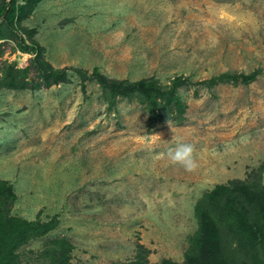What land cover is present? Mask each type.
I'll return each mask as SVG.
<instances>
[{"label":"rangeland","instance_id":"rangeland-1","mask_svg":"<svg viewBox=\"0 0 264 264\" xmlns=\"http://www.w3.org/2000/svg\"><path fill=\"white\" fill-rule=\"evenodd\" d=\"M9 1L0 0V188L15 198L0 195V211L52 224L21 246L18 264H54L44 252L59 238L56 264H264V213L245 199L226 204L206 258L194 239L198 203L216 186L258 175L264 184V0H39L14 30L1 16ZM34 43L39 55L26 50ZM36 56L66 80L47 86ZM95 68L109 83L163 91L181 80L183 117L162 103L154 118L135 94L111 105ZM222 74L256 79L211 82ZM177 143L193 146L191 170L169 159Z\"/></svg>","mask_w":264,"mask_h":264},{"label":"trees","instance_id":"trees-1","mask_svg":"<svg viewBox=\"0 0 264 264\" xmlns=\"http://www.w3.org/2000/svg\"><path fill=\"white\" fill-rule=\"evenodd\" d=\"M37 1L39 0H26V4H21L18 0H11L10 8H7L1 14V16H4V14L7 12L5 20L8 22L11 29L14 30V27L17 25L19 18L21 17V13L24 11L26 6ZM26 50L28 52L36 51L38 55L40 52L38 44L35 43L32 47L27 46ZM40 57L36 56V59H38L37 62H39L38 65L41 69L40 73L44 76V81L47 86L66 80L67 75L65 70H46L44 67H42L44 62L40 60ZM93 76L96 77L104 89L110 91L107 97L111 105L114 104L116 99L120 96L124 97L135 94L146 99L148 108L154 118L161 117V113L163 112L162 103H165V105L167 104L168 106L174 105L177 115L179 116L178 119L183 117L182 115L185 111V105L181 101L179 95H177V88L183 83L181 80L174 82L169 90L163 91L160 87L154 83L148 82L147 80H140L137 82L123 81L109 83L104 75L99 72L98 68H95ZM239 79L244 83H250L256 79V74H222L213 77L211 82L218 83V81H234ZM257 178L258 179L254 181H236L237 187L234 188H231L227 185H218L198 203L197 216L200 220V227L194 239L196 240L195 244L200 245V249L204 248V258L212 253V245L218 244L220 239L219 226L222 227L230 219L229 208L227 209L226 204H234L236 198H242L257 206L259 210L264 213V184L262 175H258ZM2 185L3 187L0 188V195H6L3 196L4 200L11 198L14 199L15 194L13 192L12 186H6V183H3ZM226 198H228V200H226L227 203L224 201ZM223 203L226 205V210L224 209L225 205ZM205 206H211L215 209L220 208L221 211L218 212L219 214H214L212 216L204 210ZM231 206L234 207V205ZM246 213L242 212L237 214L236 220L245 217V215L248 219ZM50 229H52L51 223L30 222L19 218L9 217L8 213L2 214L0 211V264H18V251L21 246L26 243L28 239L46 235ZM60 239L61 238L53 240L55 242L52 241V244L50 245L54 244V247L51 246L50 248L46 249V252H44L47 257L51 258V261L54 264L57 263V260L64 259L61 256H64L66 253V251L62 249V247L65 246L62 243V240L64 239ZM54 254H57V260L52 258ZM191 261L192 262L189 264L198 263H194L193 257H191Z\"/></svg>","mask_w":264,"mask_h":264},{"label":"clouds","instance_id":"clouds-1","mask_svg":"<svg viewBox=\"0 0 264 264\" xmlns=\"http://www.w3.org/2000/svg\"><path fill=\"white\" fill-rule=\"evenodd\" d=\"M192 152L193 146L186 143H177L174 147H169L167 149L169 159L172 162L182 164L188 170L195 167Z\"/></svg>","mask_w":264,"mask_h":264},{"label":"water","instance_id":"water-1","mask_svg":"<svg viewBox=\"0 0 264 264\" xmlns=\"http://www.w3.org/2000/svg\"><path fill=\"white\" fill-rule=\"evenodd\" d=\"M10 5H11V2L9 1V4H8V9L10 8ZM7 15V12L4 14L3 18H5Z\"/></svg>","mask_w":264,"mask_h":264}]
</instances>
